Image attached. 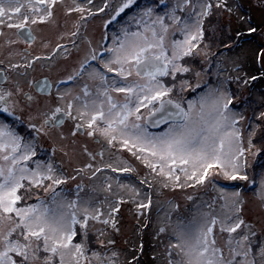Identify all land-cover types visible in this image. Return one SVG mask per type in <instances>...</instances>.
<instances>
[{
    "label": "snow or ice",
    "instance_id": "obj_1",
    "mask_svg": "<svg viewBox=\"0 0 264 264\" xmlns=\"http://www.w3.org/2000/svg\"><path fill=\"white\" fill-rule=\"evenodd\" d=\"M58 4H65V0H0V36L5 35L4 28L15 29V39L7 43L30 44L35 40L31 25L52 22ZM90 4L92 0H71L65 5V14L80 13L81 19L86 11L94 15L85 7ZM108 6L105 2L99 11ZM260 6L264 7V0H260ZM165 8H168L166 0H152L151 4L120 0L105 26L128 11L139 10L131 19L143 31L122 29V37L113 36V47H104L103 53L93 52L90 60L98 61L100 66L88 72L91 83H84L77 95L71 92L60 95L58 100L63 101V107L41 112L39 126L33 122L36 116L25 112L19 102H11L12 91L0 88V264H116L118 253L108 256L92 245L95 243L100 249H106L115 243L103 237L108 227L119 231L114 214L125 201H115L116 207H109L106 215L91 200L81 201L78 197L67 201L58 187L69 178L63 176L59 166L51 160L34 159L38 156L37 138H50L52 130L60 129L66 121L73 122L72 136L100 137L110 147L119 145L126 149L150 173L162 178L164 188L211 184L218 190L225 201L223 207L228 211L221 216L206 213L200 221L194 218L190 224L178 225L173 233L175 243L168 246L167 264H264V239H261L264 233L256 232L254 225L242 218L244 201L240 192L229 193L217 188L221 179L249 180L246 153L258 156L257 165L264 168V150L253 152L252 139L257 131L264 130V112L256 118L262 123L255 129L250 128L245 147L242 131L237 127L244 117L233 110L237 107L235 93L222 85L215 88L206 85L207 92L195 99L186 102L182 96L179 100L172 99L174 91L183 93L190 89L196 92L201 88L202 73L194 71L191 65L197 57L207 55L205 49L209 45L204 43V21L212 15L213 8L228 13L232 8L227 0H203L197 4L192 0H177L164 15L155 14L157 9ZM178 11H187V18L177 15ZM257 31L254 26L248 28L249 34ZM176 34L182 39L170 38ZM261 49L258 60L264 58V45ZM87 63L88 59L67 79L80 77ZM31 66L29 62L25 67ZM10 67L15 71L21 65ZM185 74H193L196 83L192 84ZM0 77L7 79L2 70ZM164 77H170L171 82H164ZM257 78L251 77L252 80ZM33 83L38 92H46L50 87L46 80ZM20 91L17 86L16 92ZM24 96L28 101L33 100L30 94ZM243 103L241 98V107ZM18 112L26 116L27 122ZM17 124L25 126L26 135L17 131ZM59 136L61 140L66 139L62 132ZM261 139L264 140V136ZM84 152L95 160L97 154L89 152L86 146ZM108 167L113 172L135 171L131 166ZM86 170H92L93 176L101 171L93 169L91 163L76 171L79 175ZM108 179L105 190L111 191ZM80 187L77 185L78 192ZM131 190L139 195L134 187ZM41 192L45 195L41 196ZM258 196L264 203V181ZM33 197L36 203H28ZM146 199L147 203L133 200L139 215L152 204L150 197ZM187 199L191 200L192 196ZM96 223L104 227L95 228ZM215 231L227 234L223 245L217 244ZM140 252H143L142 244ZM127 264H139V258L133 257Z\"/></svg>",
    "mask_w": 264,
    "mask_h": 264
},
{
    "label": "rangeland",
    "instance_id": "obj_2",
    "mask_svg": "<svg viewBox=\"0 0 264 264\" xmlns=\"http://www.w3.org/2000/svg\"><path fill=\"white\" fill-rule=\"evenodd\" d=\"M202 2L203 0H192L193 4ZM141 3L151 4L152 0H141ZM166 3L168 8L157 9L156 15H164L165 12L176 5L177 0H166ZM227 3L232 8L231 13L213 8L212 15L204 21L203 26L206 33L204 43L209 45L205 49L207 55L197 57L196 61L191 65L194 71L202 73L200 78L201 88L197 89L196 92H192L190 89L185 90L183 93L174 91L172 99L179 100L181 96L185 102L195 99L198 95L207 92L208 88L206 85L213 88L222 85L224 89L235 93L237 107L233 110L238 111L244 117L243 120L239 121L237 127L241 129L244 145L247 147L249 130L250 128L255 129L258 123H262L256 118L259 117L261 112H264V58L260 60L257 58V54L262 50L261 46L264 45V7L260 6V0H227ZM138 11L135 10V14ZM177 15L187 18L188 13L187 11H178ZM154 18L155 16H153ZM145 19L147 20V18ZM147 22L151 23L150 20ZM166 23H170V21L166 20ZM31 26L34 27L35 25ZM250 26L256 27L258 31L249 34L248 28ZM131 27L132 31H143V28L138 27L133 21ZM213 29H215L214 32ZM4 30H6L4 31V39L1 38L4 46L1 47L0 45V48H3L4 54H9L10 48L17 47L18 44L9 45L7 43V37L15 39L13 35L14 29L4 28ZM40 30L44 33L48 32L47 28H41ZM238 33L241 35L238 36ZM147 35L150 36L151 34L148 33ZM170 38L182 39V36L176 34ZM24 45L30 47L28 44ZM7 58L8 64L6 66L10 67L12 64H18L17 56L11 54ZM27 58L29 59L31 56H27ZM28 59H25V62H29ZM35 73L33 71V74ZM17 74L18 76L13 77L15 78L13 87L15 92L17 86L21 91L29 89L30 81L36 77V74L34 76L32 74L23 75L21 72ZM185 75L192 84L196 83V77L193 74ZM253 76L258 78L252 80L251 77ZM237 78L240 80L239 83H237ZM244 80H247L248 83L244 84ZM170 82L171 78L167 77L166 83ZM3 90L12 91L14 95L11 98V102H19L21 107L26 108L27 105L32 107L35 104L33 100L29 102L22 101L25 97L23 91L22 93L21 91L15 93L12 87L8 85H5ZM241 98L244 101L242 107L239 104ZM47 104H50L49 101ZM142 110L143 112L146 111L145 109ZM16 126L18 128L17 131L21 135H26L25 126L19 124ZM262 129H264V124H262ZM35 135L33 132L32 136ZM262 136H264V130L257 131L256 136L252 137L255 145L253 152L256 149L264 150ZM72 141L61 140L59 134L54 132L50 134V138L40 136L37 138L38 156L34 159L48 161L54 158L53 162L58 159L54 163L55 165L59 167L64 165V167L59 168V171L69 179L67 183L58 187V191H61L62 197L67 201L77 200L78 197L81 201L91 200L94 205L100 207L105 215L109 207H116L115 201L120 199L125 201L119 204V212L114 214L119 231L108 227L106 235L103 237L105 240H114L115 243L109 245L106 249H100L99 245L95 243L92 245L93 248L105 252L108 256H111L112 252L118 253V257L115 258L116 264H127L133 257L139 258V264H167L168 246L171 243H175L173 233L178 230V225L190 224L194 218L196 221H200L201 217L206 213L221 216L228 211L227 208L223 207L225 201L220 198L218 190L211 184L203 187L196 185L195 187L185 188H173L172 186L164 188L162 187L163 180L161 177L155 174L152 176L150 170L141 161L119 145H117L118 149H116V147H110L104 141L103 145L94 146L93 140H88L87 148L89 152L93 153L92 150L101 148L103 151L109 150L108 152L110 153V155H96L95 160H92L84 151L76 152V148L71 146ZM53 149H55V152H53ZM113 150H115L116 154ZM246 158L249 165L246 168L249 180L224 181L221 179L217 188H224L229 193L239 191L244 201L241 213L242 218L246 223L254 225L256 232L264 233V203L260 201L258 196L261 190V182L264 181V168L257 165L258 156L246 153ZM89 163L93 165V169L98 168L100 163H104L103 166L111 165L116 168L131 166L135 171L129 173L119 171V181L116 180V183L114 182V185H117L118 188L115 186L113 189L112 186L111 191H106L105 176L113 171L109 167L102 169L100 174H103V178L98 173L93 176L92 170H86L78 175L76 170L79 169L80 165L82 164L81 167L83 168L85 164ZM116 175L118 174L116 173ZM71 177L76 178L71 179ZM109 178L110 181L107 180V183L109 182L113 185L111 182L113 178ZM139 179L140 181L148 179L154 184L152 187H148L149 183H141ZM181 179L183 180V177ZM79 182L82 183L79 184ZM118 183L130 187H121ZM78 184L81 186L79 192L77 191ZM133 187L139 192V195H136L131 190ZM151 192L154 194H151ZM40 195L44 196L45 194L41 192ZM188 196H192V199L188 200ZM146 197H150L153 203L148 209L143 210V215H139V210L133 200H143V202L147 203ZM28 203H36L35 197L29 200ZM149 210L151 211L148 212ZM145 213H147L146 216H144ZM103 227L99 223L95 224V228ZM161 228L165 229V231L160 232ZM91 235L94 240V230ZM215 235L217 244L223 245L227 234L215 231ZM261 239H264V235L261 236ZM141 244L143 245L142 253L140 252Z\"/></svg>",
    "mask_w": 264,
    "mask_h": 264
},
{
    "label": "flooded vegetation",
    "instance_id": "obj_3",
    "mask_svg": "<svg viewBox=\"0 0 264 264\" xmlns=\"http://www.w3.org/2000/svg\"><path fill=\"white\" fill-rule=\"evenodd\" d=\"M105 2L108 3V8H106L104 11H99V9L104 7ZM119 2L120 0H92V4L85 5V7L86 9H90L91 12L94 13V15H88L86 11L83 14V19H81L80 13L73 12L68 15L65 14V5L70 4L71 0H65V4H58L54 9L52 22L45 24H36L34 27L31 26L33 35L35 36V40L28 44L30 47L25 46L24 44L26 43L22 44L23 42H18L17 44L19 47L15 46L13 48H10V53L18 57L17 65H21V67H19L15 71H13L11 67L6 66L8 64L7 57L11 54H4L3 48H0V61L3 62L0 63V70H2L4 76H7L6 80L3 79V77H0V88L3 89L5 85H8L11 86L13 90L15 82V78L13 77L18 76V72H21L23 75L32 74L34 76L36 74V77L30 81V88L22 91L23 94L27 93L33 97V103H35V106L33 105L32 107H27L28 105L24 102L23 103L27 105L25 108V112L37 117V119L33 121L37 124V126L42 123V119L39 116L41 112L49 111L51 108H54L56 106L63 107V101L58 100V97L60 95L66 94L68 92H71L73 95H77L80 93V89L84 85V83H91L90 81H88V72H90L92 68L100 66L98 61L90 60L91 54L93 52L103 53L104 47H113L114 45L112 44V38L113 36L122 37V29L127 28L129 31H132L131 17L135 14V10H131L122 14L117 18V21L105 26L106 22L114 14V11ZM41 28H47L48 32L44 33L40 30ZM3 31L6 30L3 29ZM14 32L15 29L13 31V35ZM73 32L76 33L75 36L72 35ZM105 36H107V39H105ZM3 37L4 36H0V41L1 38L4 39ZM7 39L9 40V37H7ZM0 45L1 47L4 46L3 40L0 42ZM104 55L105 58H107L108 54L105 53ZM27 56H31V58L28 59ZM36 57H41V59L37 60ZM6 58L7 60L4 61ZM25 59H28L32 65L31 67H28V69L25 66L29 62H25ZM86 59H88V63L84 65L82 75L80 77H77L75 80H68L67 78L70 75H73L74 72L80 70L81 64ZM27 71L29 72L27 73ZM33 71H35L36 73L33 74ZM113 75L114 74H109V76ZM46 78L49 80L50 84L49 91L47 93L38 92L33 82H37L42 79L44 80ZM162 79L164 80V82H166L167 77H164ZM61 81H66V83H60ZM22 101L29 102L25 97L22 99ZM48 101L50 103L49 105L47 104ZM18 114L21 115L22 118L27 122V118L23 113L18 112ZM72 124V121H66L60 129H54L52 130V132L56 134L62 132L66 140H73L71 142V146L72 148H76V152L84 151L85 146L88 147V140L90 139L93 140L94 146H101L104 144L103 138L100 137H96L94 139L81 134L72 136ZM116 149L118 148L116 147ZM115 150H113V152L116 154ZM92 151L98 156L110 155V153L108 152L109 150L103 151L101 148H96ZM100 153H102V155H99ZM82 155L84 156V154ZM53 159L54 158H52L51 160L53 164L58 161V159H56V161L53 162ZM103 164L104 163H100L98 166L101 171L102 169L108 167V165L103 166ZM81 165L79 168H82ZM62 167H64V165L60 166L59 168ZM100 172L97 173L100 174ZM116 173L118 175H116ZM119 173V171L111 172L109 173L111 174L110 176L109 174L105 176V179L106 177L113 178L111 181L113 183V189L115 188V186H117L114 185V182L116 183V180L119 181ZM102 175L100 174V177L103 178ZM81 183L82 182H79V184ZM118 185L120 186L119 183Z\"/></svg>",
    "mask_w": 264,
    "mask_h": 264
},
{
    "label": "trees",
    "instance_id": "obj_4",
    "mask_svg": "<svg viewBox=\"0 0 264 264\" xmlns=\"http://www.w3.org/2000/svg\"><path fill=\"white\" fill-rule=\"evenodd\" d=\"M191 97H192V96H191ZM127 173H129V172H127ZM152 176H153V174H152ZM141 181H142V180H141ZM141 181H140V182H141ZM143 181H145L144 183H149V184L147 185L148 187H152V186H153V184H154V183L152 184V183H151V181H150V180H148V179H143ZM152 181H153V180H152ZM145 186H146V185H145ZM151 194H154V193H153V192H151ZM151 201H152V200H151ZM152 203H153V202H152ZM150 211H151V210H149L148 212H150ZM148 212H147V213H148ZM147 213H145V215H144V216H146V215H147ZM144 216H143V217H144Z\"/></svg>",
    "mask_w": 264,
    "mask_h": 264
},
{
    "label": "water",
    "instance_id": "obj_5",
    "mask_svg": "<svg viewBox=\"0 0 264 264\" xmlns=\"http://www.w3.org/2000/svg\"><path fill=\"white\" fill-rule=\"evenodd\" d=\"M1 80V79H0ZM44 80H46L47 82H48V84H49V80L46 78V79H44ZM43 79L42 80H40V81H44ZM40 81H37V82H40ZM50 85V84H49ZM34 86H35V84H34ZM35 88H36V86H35ZM37 89V88H36ZM49 91V88L47 89V91H46V93ZM153 130H158V129H153Z\"/></svg>",
    "mask_w": 264,
    "mask_h": 264
}]
</instances>
